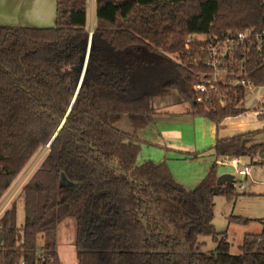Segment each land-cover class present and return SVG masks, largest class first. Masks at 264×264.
Masks as SVG:
<instances>
[{
	"label": "trees",
	"instance_id": "16d2710c",
	"mask_svg": "<svg viewBox=\"0 0 264 264\" xmlns=\"http://www.w3.org/2000/svg\"><path fill=\"white\" fill-rule=\"evenodd\" d=\"M87 21L88 0H56L52 27L0 25V199L70 109L21 188L23 224L14 203L0 217V264H60L57 230L67 219L76 222L78 264H264V232L245 235L233 255L213 225L214 198L237 196L233 182L217 185V163L189 190L165 163L138 165L140 140L114 126L124 115L148 124L154 99L172 91L191 115L216 125L246 113L243 89L226 91L224 105L196 102L208 40H186L264 30V0H96L75 96ZM251 60V77L264 88V46ZM256 132L217 138L216 155H264V143L246 142ZM200 236L215 249L203 252Z\"/></svg>",
	"mask_w": 264,
	"mask_h": 264
},
{
	"label": "crops",
	"instance_id": "0c3cea01",
	"mask_svg": "<svg viewBox=\"0 0 264 264\" xmlns=\"http://www.w3.org/2000/svg\"><path fill=\"white\" fill-rule=\"evenodd\" d=\"M95 2L96 0H88L89 33H93L95 27ZM12 4L14 15L8 19L6 9ZM0 8V25L43 28L52 27L55 23L56 0H0ZM14 21L18 24H14ZM154 108L155 113L151 115L148 124L143 125L141 121L136 122L130 116L124 115L116 119L114 126L140 140L138 165L145 162L165 163L173 178L189 190L195 189L205 178L212 159L222 164L223 160L230 158H219L216 155L213 147L217 138L248 133L238 131L241 133L228 136L232 126L224 125L225 120L216 125L204 117L191 115L190 105L181 97H171L170 92L156 97ZM262 117L258 115L259 119ZM221 128L223 129L220 131ZM223 174L225 172H217L218 177Z\"/></svg>",
	"mask_w": 264,
	"mask_h": 264
},
{
	"label": "rangeland",
	"instance_id": "374dc122",
	"mask_svg": "<svg viewBox=\"0 0 264 264\" xmlns=\"http://www.w3.org/2000/svg\"><path fill=\"white\" fill-rule=\"evenodd\" d=\"M1 9L0 12L2 11ZM6 14L8 19L12 18L14 15L13 4L9 9H6ZM14 22V24H18L16 21ZM171 57L175 58V55H171ZM263 92L264 89L262 87L252 91L251 96L244 102L247 108L246 113L225 119L224 125L232 126L231 131H228V136L241 133L238 131L260 130L251 135L246 142L248 145L264 143V117L259 119L256 113L257 110H262L257 101L261 98ZM170 95L175 98L180 97L175 91L170 92ZM46 150L47 147L36 154L33 161H30L29 166L23 170L10 189L0 199V216L13 203L17 206V222L19 226L24 222V200L21 188L34 169L40 164V160H42ZM213 163H216L215 159H212ZM245 164L249 165L250 172L247 176H241L238 174V170L242 169ZM217 170L233 177L234 193L237 196L232 200L225 196H216L214 198L213 225L217 232L220 233L219 237H225L230 244V253L238 255L241 253L240 246L245 235H256L264 232V156H257L254 159L245 157V160L238 167L233 166L230 161L226 164L217 163ZM237 217L248 219V221L236 222L234 219ZM75 233L76 222L74 219H67L58 227L57 251L61 264H78L74 248ZM198 241L203 244L201 247L203 252H211L216 247L212 237L200 236Z\"/></svg>",
	"mask_w": 264,
	"mask_h": 264
},
{
	"label": "built area",
	"instance_id": "2783aa9c",
	"mask_svg": "<svg viewBox=\"0 0 264 264\" xmlns=\"http://www.w3.org/2000/svg\"><path fill=\"white\" fill-rule=\"evenodd\" d=\"M194 38L201 41L208 40L205 47L206 69L197 75V82L193 85L196 102L212 103L218 101L221 105H224L228 97L226 91L243 89L246 93L245 100H247L252 91L261 88L255 85L251 77L255 71L251 67V58L253 53H256L257 57L262 55L264 30L257 31L252 28L232 29L211 36L193 34L188 36L186 43L188 44ZM263 102L264 92L257 104L260 106ZM261 109L256 111L258 115L264 114V108ZM244 160L245 157H234L225 159L221 163L226 164L230 161L231 164L238 167ZM249 172L250 167L248 164L238 170V174L241 176H247ZM37 255H40V252ZM21 264H24V262Z\"/></svg>",
	"mask_w": 264,
	"mask_h": 264
},
{
	"label": "water",
	"instance_id": "95a60500",
	"mask_svg": "<svg viewBox=\"0 0 264 264\" xmlns=\"http://www.w3.org/2000/svg\"><path fill=\"white\" fill-rule=\"evenodd\" d=\"M92 32L90 33L89 35V40H88V45H87V50H86V54H85V57L83 59V61H81V63L79 64L78 66V71L80 72V79H79V83H78V86H77V90H76V93H75V96L76 94L78 93V90L82 84V81H83V78H84V75H85V72L87 70V64H88V59H89V55H90V49H91V42H92ZM74 101V100H73ZM69 111L70 109L68 110L65 118L62 120L57 132L60 130V128L62 127V125L64 124L65 122V119L66 117L68 116L69 114ZM57 132L55 133V135L53 136L52 140L50 141V143L46 146L47 148L49 147V145L51 144V142L53 141V139L55 138ZM225 182H228V183H232L233 182V177L229 174H223L221 176L218 177L217 179V185H221ZM0 239H3V233H0Z\"/></svg>",
	"mask_w": 264,
	"mask_h": 264
}]
</instances>
